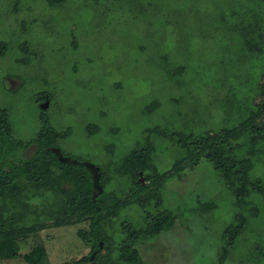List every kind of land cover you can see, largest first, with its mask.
Segmentation results:
<instances>
[{
	"label": "rangeland",
	"instance_id": "374dc122",
	"mask_svg": "<svg viewBox=\"0 0 264 264\" xmlns=\"http://www.w3.org/2000/svg\"><path fill=\"white\" fill-rule=\"evenodd\" d=\"M263 88L264 0H0V108L11 134L31 141L47 119L70 133L57 152L96 176L109 168L117 195L132 183L118 167L149 131L237 127L264 101ZM246 137L239 158L253 147ZM151 141L160 171L184 155L154 133ZM255 143L246 181L201 160L161 191L170 227L150 235L143 209L128 206L86 264H132L120 246L124 222L142 233L135 264H264V138ZM84 232L88 221L1 240L0 264H30L23 256L38 246L43 264H74L92 252Z\"/></svg>",
	"mask_w": 264,
	"mask_h": 264
},
{
	"label": "trees",
	"instance_id": "16d2710c",
	"mask_svg": "<svg viewBox=\"0 0 264 264\" xmlns=\"http://www.w3.org/2000/svg\"><path fill=\"white\" fill-rule=\"evenodd\" d=\"M259 94L264 96V88ZM262 115L264 101L256 105L239 126L215 134L169 133L159 127L149 131L144 145L130 151L119 165L118 173L132 179V183L127 191L117 195L108 188L109 168H97L96 176L83 159L57 152L59 143L69 136V132H57L44 119V127L36 138L28 142L17 140L11 134L8 110L0 108V241L27 238L51 226L88 221L89 235L83 234L89 237L92 252L74 263L86 264L92 260V254L100 243L107 246L110 239L108 226L111 227L114 218L132 205L143 209L149 225L148 233L154 235L174 222L170 213L160 210L161 191L168 180L179 176L186 168H193L201 160H206L233 182L236 179L247 180L255 142L264 138V123L257 121ZM153 133L170 141L184 153L166 171H160L155 164L157 146L151 141ZM245 134L251 138L253 147L248 148L245 157L239 158L237 153L243 138L246 142ZM66 157L70 160L66 161ZM142 172L147 179L145 184L140 181ZM236 193L240 197L241 189H237ZM150 207L159 209V213L155 215ZM240 223L232 231L234 237L245 229L242 216ZM122 233L120 246L122 253L128 255L126 261L132 264L140 262L133 247L142 233L125 222L122 223ZM45 252L42 246H38L23 258L30 264H43Z\"/></svg>",
	"mask_w": 264,
	"mask_h": 264
}]
</instances>
